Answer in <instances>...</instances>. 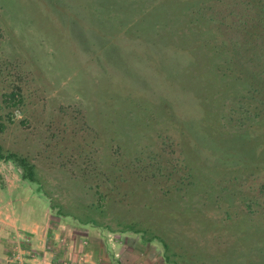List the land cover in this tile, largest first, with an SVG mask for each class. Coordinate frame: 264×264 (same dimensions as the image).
<instances>
[{"label": "rangeland", "instance_id": "1", "mask_svg": "<svg viewBox=\"0 0 264 264\" xmlns=\"http://www.w3.org/2000/svg\"><path fill=\"white\" fill-rule=\"evenodd\" d=\"M0 145V264H264V0H0Z\"/></svg>", "mask_w": 264, "mask_h": 264}, {"label": "crops", "instance_id": "2", "mask_svg": "<svg viewBox=\"0 0 264 264\" xmlns=\"http://www.w3.org/2000/svg\"><path fill=\"white\" fill-rule=\"evenodd\" d=\"M39 238V237H38ZM35 246L42 249L43 244L37 238ZM39 243V244H38ZM82 253H76L73 249L70 255H35L34 259L28 260L27 264H154V255H137L132 252L135 244L124 238L101 240H83ZM46 249V247H45ZM64 257V258H63ZM11 255H5V264H10ZM60 258V259H59ZM119 262V263H118Z\"/></svg>", "mask_w": 264, "mask_h": 264}, {"label": "trees", "instance_id": "3", "mask_svg": "<svg viewBox=\"0 0 264 264\" xmlns=\"http://www.w3.org/2000/svg\"><path fill=\"white\" fill-rule=\"evenodd\" d=\"M0 159H11L16 164L22 167L23 176L30 181H37V174L35 166L28 161V159L24 156H21L15 152L6 150L2 145H0Z\"/></svg>", "mask_w": 264, "mask_h": 264}]
</instances>
